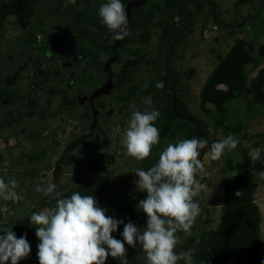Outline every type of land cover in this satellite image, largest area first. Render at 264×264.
Here are the masks:
<instances>
[{
	"label": "rangeland",
	"instance_id": "1",
	"mask_svg": "<svg viewBox=\"0 0 264 264\" xmlns=\"http://www.w3.org/2000/svg\"><path fill=\"white\" fill-rule=\"evenodd\" d=\"M106 2L76 0L71 4L68 0H44L35 15L22 23H16L14 16L7 15L0 22V83L14 76L22 78L49 64L68 62L80 46H95L93 42L114 44L115 33L98 15L100 6ZM121 2L127 12L128 35L133 31L130 22L138 11H144L145 16L152 12V20L135 29L139 32L149 28L150 39L145 43H131L125 36L120 47L122 56L110 63L109 74L106 70L98 72L90 82L101 90L98 95L87 93L89 84L80 85L83 98L72 111L58 113L38 123L36 131L41 132L40 136H36V131L29 129L28 124L8 123L0 135V178L6 182L17 181L15 191L19 198L12 201L0 196V225L24 216L31 204L39 212L49 210L41 205L42 199L59 195L87 180V175L81 171L82 162H94L129 191H138L135 184L138 177L133 169L148 170L155 165L169 143L184 140L185 127L174 125V134L160 139L152 148L151 156L138 161L127 154L123 145L132 106L141 112L156 110V85L177 74L179 85L175 96L203 123L199 139L207 141L198 157L204 171L196 177L205 187L194 197L199 203L200 215L190 234L176 233L175 251L185 253V259L178 264H192L198 240L190 239L218 222L222 180L230 175L227 166L241 159L243 149L249 153L256 148L264 149V105L254 101L250 92L227 100L221 121L213 106L207 105L204 109L200 106L199 98L206 76L237 38L249 42L254 50L264 43V0H202L199 3L189 0L185 7L191 15L189 30L179 37L173 48L160 46L158 37L165 0ZM27 30L37 35L35 40L23 44L19 38L26 35ZM44 49L47 55H38ZM254 55L259 63L246 66L248 79L264 67V57L257 51ZM149 97L150 105L144 103ZM89 103L91 110L86 107ZM154 123L160 130L164 120L160 117ZM229 135L238 139L237 147L226 150L219 160L211 159L212 143ZM255 180V203L261 215L264 240V179L257 174ZM49 183L56 185L53 193L45 195L36 190ZM36 227L30 226L32 234L26 240L31 251L23 258V264H39L37 245L40 241L35 235ZM126 258L127 264H147L142 247H134Z\"/></svg>",
	"mask_w": 264,
	"mask_h": 264
},
{
	"label": "trees",
	"instance_id": "2",
	"mask_svg": "<svg viewBox=\"0 0 264 264\" xmlns=\"http://www.w3.org/2000/svg\"><path fill=\"white\" fill-rule=\"evenodd\" d=\"M42 1L44 0H0V22L4 21L7 15H12L16 23H22L35 15ZM201 1L197 0V3ZM188 2L189 0H165L158 36L160 46L173 48L179 37L189 30L191 15L185 11ZM137 14L130 22L133 33L127 37L131 43H145L151 37V30L143 28L136 32L135 29L139 25L145 26L152 20L153 14L149 12L145 16L141 10ZM36 35L37 32L27 30L26 35L19 39L21 43L27 44L35 40ZM121 42L122 39H116L111 45L93 42L95 46H80L68 62L49 64L22 78L14 76L0 83V135L8 123L28 124L29 129L36 131L38 123H43L58 113L72 111L83 98L79 86L90 85L98 72L106 70L109 74L110 63L122 56ZM255 51L264 57V43L254 50L249 42L237 38L203 81L199 93L200 106L203 109L207 105L213 106L220 114V121L223 119L225 102L238 94L250 92L254 101L264 105V67L251 79H248L245 72L247 65L257 66L259 63V58L254 55ZM38 53L41 56L47 55L48 52L44 49ZM170 54L171 51L167 52L168 56ZM162 84L161 88L156 85L155 95L156 110L160 113L158 119L161 117L164 120L159 130L160 139L173 135L174 125L185 127L184 139H199L193 124L173 119L172 92L177 93L178 75L166 79ZM86 91L92 96H97L101 90L91 84ZM86 107L91 110V103ZM176 110L182 115H191L187 104L177 98ZM199 123L203 129V123L200 120ZM40 133L36 131V136H40ZM261 157V160L252 163L251 153L243 149L241 159L227 166L230 175L222 180V202L218 222L190 239L192 242L198 240V245L192 253V264H262L264 261L261 215L255 203V176L264 171V149H261ZM233 170H238L236 176H231ZM81 171L88 177L85 182L78 183L59 195L45 197L41 200V205L50 210L55 207L57 199L70 198L75 192L82 196L92 195L97 201V206L105 209L106 216L123 221L117 230L111 233L114 238L123 242L121 234L124 224L129 221L141 231L145 229L147 216L138 208L139 201L146 198L145 192L129 191L105 168L97 166L94 162H82ZM237 191L241 192L238 197L235 195ZM38 212V208L31 204L24 216L11 220L10 229L17 238L24 236L27 239L31 236L30 216ZM124 246L127 257L134 247L126 242ZM135 247L141 245L137 242ZM6 264H10V261ZM18 264H23V259L19 260ZM105 264H121V260L109 255Z\"/></svg>",
	"mask_w": 264,
	"mask_h": 264
},
{
	"label": "clouds",
	"instance_id": "3",
	"mask_svg": "<svg viewBox=\"0 0 264 264\" xmlns=\"http://www.w3.org/2000/svg\"><path fill=\"white\" fill-rule=\"evenodd\" d=\"M74 4L76 0H68ZM102 23L115 33V39L128 35L127 12L121 0H107L98 10ZM162 82L157 84L158 88ZM151 104V98L144 101ZM128 120L123 145L127 154L136 160H144L151 155L153 146L159 144V129L155 121L160 116L158 110L143 112L135 110L134 105ZM238 139L229 135L211 145V159L219 160L226 150L237 147ZM207 145L203 139H184L169 143L161 152L158 162L148 170L133 169L138 177L135 182L138 191L145 192L146 198L140 200L138 208L147 216L143 231L131 221L124 224L123 242L114 238L123 221L105 215V209L97 206L92 195L82 196L73 193L70 198L57 199L50 210L33 213L30 221L36 225L35 235L40 243L38 247L39 264H105L107 257L119 258L121 264H127L125 242L135 247L137 242L146 254L147 264H178L185 259V253L175 251L178 243L176 233L190 234L201 209L194 197L205 185L197 180L204 171V165L198 158L200 151ZM261 149L251 152V161L261 160ZM233 170L231 176H236ZM264 179V171L259 173ZM15 179L5 181L0 178V196L5 200H18ZM54 183L37 187L45 195L53 193ZM235 195H241L237 191ZM0 235V264H18L31 251L24 236L17 238L10 227L3 228ZM107 246V247H105ZM264 264V261H262Z\"/></svg>",
	"mask_w": 264,
	"mask_h": 264
},
{
	"label": "water",
	"instance_id": "4",
	"mask_svg": "<svg viewBox=\"0 0 264 264\" xmlns=\"http://www.w3.org/2000/svg\"><path fill=\"white\" fill-rule=\"evenodd\" d=\"M171 108H172L173 119L185 120L189 124H193L195 126V128H196V131L199 133V137L201 138L199 120L193 115H182L176 110V96H175V94L173 92H172Z\"/></svg>",
	"mask_w": 264,
	"mask_h": 264
},
{
	"label": "flooded vegetation",
	"instance_id": "5",
	"mask_svg": "<svg viewBox=\"0 0 264 264\" xmlns=\"http://www.w3.org/2000/svg\"><path fill=\"white\" fill-rule=\"evenodd\" d=\"M10 223L11 221H8L7 223L3 224V225H0V235H3V228H7V227H10Z\"/></svg>",
	"mask_w": 264,
	"mask_h": 264
}]
</instances>
